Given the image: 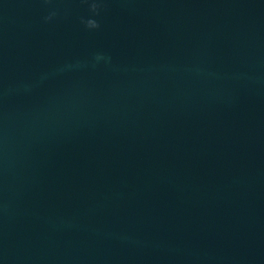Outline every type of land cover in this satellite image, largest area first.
I'll list each match as a JSON object with an SVG mask.
<instances>
[{
    "label": "water",
    "instance_id": "95a60500",
    "mask_svg": "<svg viewBox=\"0 0 264 264\" xmlns=\"http://www.w3.org/2000/svg\"><path fill=\"white\" fill-rule=\"evenodd\" d=\"M91 16L0 0V264H264V0Z\"/></svg>",
    "mask_w": 264,
    "mask_h": 264
},
{
    "label": "clouds",
    "instance_id": "9594fccd",
    "mask_svg": "<svg viewBox=\"0 0 264 264\" xmlns=\"http://www.w3.org/2000/svg\"><path fill=\"white\" fill-rule=\"evenodd\" d=\"M49 2V0H45V3ZM83 3L88 5L89 12L92 14L89 18H81V23L88 30H96L99 29L100 24L98 20L94 17L99 16L100 12L104 6L105 0H82ZM56 15V12L53 11L49 14V16L45 17L46 20H51Z\"/></svg>",
    "mask_w": 264,
    "mask_h": 264
}]
</instances>
